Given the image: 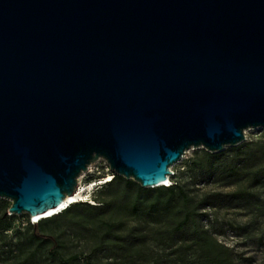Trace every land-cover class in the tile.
Instances as JSON below:
<instances>
[{
  "label": "water",
  "instance_id": "water-1",
  "mask_svg": "<svg viewBox=\"0 0 264 264\" xmlns=\"http://www.w3.org/2000/svg\"><path fill=\"white\" fill-rule=\"evenodd\" d=\"M253 129H264V0H0L9 215L56 211L99 160L165 186L188 151L221 153Z\"/></svg>",
  "mask_w": 264,
  "mask_h": 264
},
{
  "label": "rangeland",
  "instance_id": "rangeland-1",
  "mask_svg": "<svg viewBox=\"0 0 264 264\" xmlns=\"http://www.w3.org/2000/svg\"><path fill=\"white\" fill-rule=\"evenodd\" d=\"M243 144L258 150L255 165L264 164V129L247 131ZM224 152L218 162L205 149L190 150L171 167L169 180L192 199L191 210L208 202L182 230L180 201L153 206L155 194L138 198L124 183L108 187L114 172L99 160L79 178L78 186L85 192L74 203L80 206L66 216H57L62 210L42 219L39 234L53 239L65 259L78 256L72 264H84L85 258L92 264H212L214 258L228 264H264V182L252 184L243 177L227 185L220 180L221 167L245 160V155ZM241 193L250 194L247 201ZM0 200L11 207V201ZM8 216L11 227L0 231V264H59L50 255V243L30 240L29 224L35 217Z\"/></svg>",
  "mask_w": 264,
  "mask_h": 264
},
{
  "label": "trees",
  "instance_id": "trees-1",
  "mask_svg": "<svg viewBox=\"0 0 264 264\" xmlns=\"http://www.w3.org/2000/svg\"><path fill=\"white\" fill-rule=\"evenodd\" d=\"M245 147L247 148V150H244ZM224 151L233 152L237 157L245 155V160L233 161L221 167L219 173L220 180L226 181L225 183L227 185L237 184L243 179V177H247L252 184L262 183L261 181L264 182V164L255 165L257 159L259 158L258 150H253L250 147L241 144L237 147L228 148ZM224 151L221 153L207 155L209 158H212L219 162L221 157L224 156ZM261 155V157H264V151ZM243 161H246L248 164H246V166H242L241 163ZM112 177L113 178L107 183L108 187L113 186L116 182L124 183L127 188L136 190L138 198H140V196L142 195L144 196V198H147L148 196L155 194V200L152 203L153 206H169L172 205V203L175 201H180L184 213V218L178 224V230H182L188 227L190 223L194 222L196 219V210H199L205 207V205H208V202L205 200L200 204V206H196L195 208H193V210H191L190 204L192 203V199L189 198V195L184 191L183 187L179 186L177 183H173L170 186H160L157 189H144L133 180H126L125 178L120 177L116 174H112ZM249 195V193L240 194L241 198L245 199L246 201L248 200ZM79 206L80 205L78 203H72L61 213L57 214V216H66L69 213L73 212L75 209H77ZM9 208L10 206L6 201L0 200V231H7L11 227L10 220L12 216H8ZM41 220L36 223L29 224L30 240L40 245L50 243L52 246L50 249V255L59 264H72L76 262L78 260V256H72L70 258L65 259L63 255L55 248V242L53 239L44 237L43 235L39 234V231L41 230L43 225ZM211 263L228 264L226 261L219 258H214ZM84 264H92L90 258H85Z\"/></svg>",
  "mask_w": 264,
  "mask_h": 264
},
{
  "label": "bare ground",
  "instance_id": "bare-ground-1",
  "mask_svg": "<svg viewBox=\"0 0 264 264\" xmlns=\"http://www.w3.org/2000/svg\"><path fill=\"white\" fill-rule=\"evenodd\" d=\"M168 183H171L170 180H169V178H168L166 184H168ZM78 187H79V188H77V190H76V192H75L74 195H72V196H67V197H66V199L64 200V204H63L62 207H60V208L57 209L56 211H53V212H50V213L44 215V216H41V217H35V218L38 219V220H41V219H44V218H48V217H50V216H53V215H55V214L61 212V210H63V208H64L65 205H67V204L70 205V204H72V203H74V202H77V201L79 200V198H80V197L84 194V192H85V190H82L81 186H78ZM69 205H68V206H69Z\"/></svg>",
  "mask_w": 264,
  "mask_h": 264
},
{
  "label": "built area",
  "instance_id": "built-area-1",
  "mask_svg": "<svg viewBox=\"0 0 264 264\" xmlns=\"http://www.w3.org/2000/svg\"><path fill=\"white\" fill-rule=\"evenodd\" d=\"M171 184V183H170Z\"/></svg>",
  "mask_w": 264,
  "mask_h": 264
}]
</instances>
